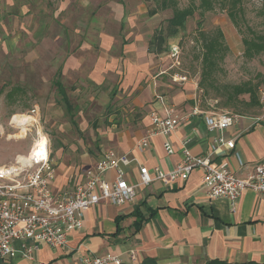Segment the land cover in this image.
<instances>
[{
  "label": "crops",
  "instance_id": "1",
  "mask_svg": "<svg viewBox=\"0 0 264 264\" xmlns=\"http://www.w3.org/2000/svg\"><path fill=\"white\" fill-rule=\"evenodd\" d=\"M99 36L105 55L85 79L101 91L91 100L97 97L101 102L102 116L88 119L87 126L80 128L74 120L73 104L71 120L80 131L79 138L74 146L61 145L51 151L56 193L72 192L85 180L87 169L102 160L107 150L135 158L125 170L128 181L137 183L140 165L152 174L157 168L169 171L182 160L186 141L195 155L202 156L209 153L218 134L208 130L202 113H193L196 107L203 111L214 107L211 100L204 102L197 77L186 76L169 63L170 48L157 55L149 52L148 43L141 38L124 40L117 47L106 34ZM70 62L71 59L67 61ZM58 66L54 79L63 72L62 62ZM171 109L176 116L185 117L168 138L174 153L167 154L166 138L159 135L150 139L146 149L137 148V143L153 129L150 113L167 115ZM261 114L262 108L257 114L241 113L233 125L222 131L225 140L234 139L235 146L219 148L212 158L215 164L228 162L241 178L253 173L264 159ZM106 177L112 180L115 172H108ZM109 254L120 256L123 264H141L146 258L155 259L157 264H207L215 260L264 264V196L246 190L235 203L228 198H210L199 168L186 180L166 184L155 179L138 187L131 202L91 206L85 211L83 226L70 232L65 245L42 244L33 259L18 252L0 256V264H81L85 255Z\"/></svg>",
  "mask_w": 264,
  "mask_h": 264
},
{
  "label": "rangeland",
  "instance_id": "2",
  "mask_svg": "<svg viewBox=\"0 0 264 264\" xmlns=\"http://www.w3.org/2000/svg\"><path fill=\"white\" fill-rule=\"evenodd\" d=\"M178 3L187 7L192 3L198 5L200 0H178ZM244 5L248 22L255 28H264L261 12L264 0H244ZM153 8L156 13L151 15ZM172 13V8L156 6L154 0H0V165L27 154L39 129L48 135L52 152L61 145L74 146L79 138L80 131L74 127L71 114L52 85L59 63L64 65L59 78L76 106L74 120L84 128L88 119L101 117L103 112L98 98L91 100L101 91L85 79L105 55L99 35L106 34L115 40L117 47L135 37L149 43ZM217 29L224 33L228 46L216 75L217 83L236 84L253 79L263 87L264 55L252 59L244 56L241 29L233 23L227 8L220 5L203 17L196 11L184 30L168 38V49L173 44L181 48L179 63L173 58L169 63L175 64L180 73L200 81L203 52L200 34ZM84 86L88 89L84 90ZM202 94L204 102L211 100L217 111L234 112L218 105L219 100L209 98L203 89ZM211 94L215 92L211 90ZM17 115L27 116L30 123L20 126L22 121L15 120Z\"/></svg>",
  "mask_w": 264,
  "mask_h": 264
},
{
  "label": "built area",
  "instance_id": "3",
  "mask_svg": "<svg viewBox=\"0 0 264 264\" xmlns=\"http://www.w3.org/2000/svg\"><path fill=\"white\" fill-rule=\"evenodd\" d=\"M180 53V46L173 44L169 55L174 62L179 63ZM260 102L261 117H264V86L260 88ZM193 113H202L208 130L218 132L208 154L195 155L186 141L184 156L173 169L164 171L157 168L152 174L146 166L140 165L139 180L131 183L126 177L125 167L135 158L110 149L102 160L87 169L82 183L77 184L72 192L64 194L53 189L55 167L51 159V145L48 135L39 129L27 154L18 155L13 161L0 165V256L8 257L18 252L33 259L42 244L63 246L68 242L70 232L83 226L85 211L91 206L101 202L126 204L133 201L141 185H148L155 179H161L166 184L178 179L186 180L198 168L203 171V182L210 198H228L235 203L246 190L264 196V159L246 178L237 176L228 162L215 164L212 160L219 148H234V139L225 140L222 131L233 125L240 114L229 110L203 111L199 107L194 108ZM150 118L153 129L137 143V148L146 149L150 139L159 135L166 138L164 148L167 154L174 153L168 138L185 117L176 116L171 109L167 115L152 111ZM110 171L115 172L112 180L106 177ZM81 264H123V260L118 255H85Z\"/></svg>",
  "mask_w": 264,
  "mask_h": 264
},
{
  "label": "trees",
  "instance_id": "4",
  "mask_svg": "<svg viewBox=\"0 0 264 264\" xmlns=\"http://www.w3.org/2000/svg\"><path fill=\"white\" fill-rule=\"evenodd\" d=\"M154 1L156 6H162L165 9L169 7L172 8L173 13L167 20V24L159 27L153 38L150 39L148 43L149 52L158 55L167 51L168 38L175 36L179 34L181 30H184L188 19L194 16L196 11H199V14L203 17L207 11L214 10L216 5H220L223 8H227L231 20L241 29L244 56L248 59H252L256 56L264 55V28H255V26H252L248 22L244 0H200L198 5L192 3L187 7H181L178 0ZM261 12L264 15V8ZM149 13L151 15L155 14L156 8L151 9ZM199 24H201V21ZM200 35L203 52L201 55L202 70L199 82L204 92H206L209 98L219 100L218 105L221 107L233 109L234 113H259L262 108L260 102V81L255 82L253 79H248L236 84L219 85L217 83L216 75L221 69V63L228 52V46L226 45L225 36L222 30L217 29L213 33L201 32ZM60 74L61 71L58 72V76ZM52 84L60 96L61 102L65 105L66 110L72 114L74 106L70 101L63 82L59 77H56ZM210 88L215 94H211ZM9 93L11 94V92ZM141 264H157V262L153 258H146ZM207 264L226 263L215 260ZM240 264L253 263L248 262Z\"/></svg>",
  "mask_w": 264,
  "mask_h": 264
},
{
  "label": "bare ground",
  "instance_id": "5",
  "mask_svg": "<svg viewBox=\"0 0 264 264\" xmlns=\"http://www.w3.org/2000/svg\"><path fill=\"white\" fill-rule=\"evenodd\" d=\"M17 118H19L22 121V123L20 124V126H24V125H27V123H30V120H29V118L27 116H24V115L19 116V115H17L15 117V120H17Z\"/></svg>",
  "mask_w": 264,
  "mask_h": 264
}]
</instances>
